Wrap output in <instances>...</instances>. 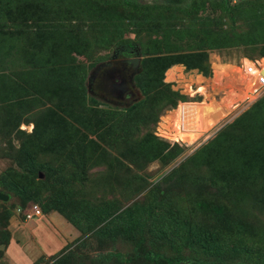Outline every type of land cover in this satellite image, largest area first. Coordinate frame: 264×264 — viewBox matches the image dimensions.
<instances>
[{
  "label": "rangeland",
  "instance_id": "1",
  "mask_svg": "<svg viewBox=\"0 0 264 264\" xmlns=\"http://www.w3.org/2000/svg\"><path fill=\"white\" fill-rule=\"evenodd\" d=\"M99 1L104 2L100 5V14L95 17L96 14L92 13L90 19L89 10L93 9L90 3H96V0H0V175L10 169L22 171L17 152L24 138L19 137V129L31 134L36 121L43 120L45 140L50 141L54 138V131L66 120L70 132L80 128L88 138L102 136L99 141L104 150L88 153L93 158L90 165L99 167L89 171V182L81 187L85 189L84 197L96 202L118 200L126 207L135 200L147 199L150 188L179 169L181 163L264 94L249 96V78L240 67L242 63L245 66L249 64L247 59L258 58V50L252 45L209 50L212 75L206 80L197 69L187 70L183 64H174V80L167 77V70L164 81L170 83L172 90L188 95L192 104L179 101L177 106H173L160 98L157 91L148 95L142 90L140 78L145 74L148 57L151 56L144 50L150 48L153 39L160 38L168 29L211 27L219 31L231 28L232 22L216 6L221 0H142L159 5L160 9L140 15L121 10L116 0ZM230 2L237 20L234 24L236 31L264 28V0ZM183 6L191 7L192 14L187 15L178 9ZM144 19L152 24L157 22L160 27L156 28L155 24L151 29L139 26L138 21ZM171 35L185 50L189 43L197 42L187 35L178 37L174 32ZM136 57L140 62L133 68L127 60ZM179 67H183L182 72ZM191 83L202 85L201 94L190 95ZM146 98L151 107L145 106L142 117L148 121L140 126L141 130H136V121L128 118L127 112L135 115L136 107ZM105 109L119 112L122 120L105 116L102 112ZM98 119H103L100 122L105 124L104 128L91 129ZM87 121L93 123L90 128ZM164 126H169L185 139L194 140L183 143L167 138L161 132ZM130 128L129 142L122 141L124 131ZM247 131L264 138L262 127L252 125ZM151 133L171 144L178 143L184 151L175 158L168 154L147 161L129 153L131 142H138ZM118 135L120 137L117 138ZM82 153L83 150L78 151V159L82 158ZM40 159L50 162L53 169L60 166L52 175L59 172L62 176L71 172V161L61 152L42 154ZM44 176L43 172L38 174L39 179ZM211 178L212 172L206 165L200 164L197 168L187 166L185 171L180 169L178 181H172L170 185L174 187L175 196L181 199L177 203L181 210L187 215L195 213L197 219L207 223H214V217L208 218L194 210V199L198 197L196 189H202L203 195L216 197L218 202L233 211V215L247 220L253 228L249 229L246 237L256 244L259 240L263 245L264 241L256 234L257 229L264 231L263 189L255 186L226 189L225 186L210 184ZM42 192L47 194L48 191ZM2 193L8 198L0 197V264H165L147 261L142 256L134 258L133 245L119 237L102 238L88 233L80 234L82 238L78 242L72 238L65 243L63 233L57 232L60 230L57 224L55 231L52 223L47 224L43 213L26 220L14 210L19 197L0 184ZM8 209L12 215L7 223L5 214ZM49 227L58 238L49 236ZM61 229L65 230V227ZM8 231L11 232V241L6 245ZM53 240H58L60 245L49 244ZM43 241L49 245L48 250L42 248ZM164 244L162 250L168 254L182 257L192 254L191 249L179 243ZM146 249L149 250L148 246L141 248L143 252ZM116 251L133 260L121 262L113 258L100 262V256ZM227 257L231 263L240 259L236 253ZM182 262L189 264L190 260Z\"/></svg>",
  "mask_w": 264,
  "mask_h": 264
},
{
  "label": "trees",
  "instance_id": "2",
  "mask_svg": "<svg viewBox=\"0 0 264 264\" xmlns=\"http://www.w3.org/2000/svg\"><path fill=\"white\" fill-rule=\"evenodd\" d=\"M116 2L121 10L131 15L152 14L160 9L159 5L148 4L142 0H116ZM102 3L104 2L99 0H96V3H90L93 7L91 10H98H89L90 19L92 13L96 14L95 17L100 14L99 9ZM216 6L232 22L229 30L218 31L211 27L168 29L160 38L153 39L150 48L144 50L146 54H151L148 57L146 72L140 78L145 94L150 95L157 91L160 98L173 106H177L179 101H189L188 95L182 94L179 90H172L170 83L164 81L165 72L168 70L167 77L174 80V64H183L187 70L197 69L203 75L210 76L212 68L208 58L209 50L252 45L258 50L256 59H264V28L238 32L234 27L237 20L230 0H221L216 3ZM178 9L183 10L187 15L193 12L188 6ZM32 18H39V16ZM153 24L156 28L160 27L157 22ZM153 24L146 19L138 21L139 26L148 29L154 28ZM172 32L178 37L187 35L190 40H197V42L189 43V48L185 50L181 43L172 39ZM248 63H250L249 60ZM172 65L174 66L171 67ZM178 69L182 72L183 67ZM148 102V98L141 102L136 107L135 115L127 112L128 118H132L133 122L136 121V130H141L140 126L148 121L144 120L145 116L142 117ZM102 112L110 119L122 120L117 111L105 109ZM101 120L103 119H98L96 126L91 129H103L105 124H101ZM86 125L90 128L93 123L87 121ZM252 125L264 129V95L231 124L221 129L211 141L197 149L181 163L179 169L172 171L157 185L150 188L147 199L135 200L124 207L118 200L96 202L87 199L84 197L85 189H81L89 182V171L99 167L96 164L90 165L93 158L88 156V153L93 154L94 150H104L99 141L102 136H98V139L88 138L80 128H74L70 132L64 120L59 129L54 131V138L49 141L45 140L43 120H38L31 134H27L22 129L17 131L19 137L24 138L17 152L18 165L22 171L13 169L5 171L0 175V184L19 197L20 201L15 211L21 208L25 212L34 204L41 206L44 214L58 211L81 232V236L93 233L102 238L119 237L121 241L130 242L133 245L134 258L142 256L147 261H161L165 264H180L185 259L190 260L189 264H264V244L262 245V242L259 244V240L257 244L253 240H248L246 235L253 226L247 220L240 215H233V211L226 204H221L210 194L203 195V190L199 188L196 189L198 194L195 193L198 197L194 199V206H196L194 210L204 216L207 215L208 218L214 217L216 224L197 219L195 213L187 215L177 204L181 199L178 195L175 196L174 187L170 185L172 181H178L180 169L185 171L187 166L197 168V165L202 164L210 168L212 172L210 180L212 185L225 186L226 189H233L235 186H255L263 189L264 193V138L255 137L247 131ZM163 128L161 129L163 136L172 140L183 143L194 140L193 138L185 139L181 134L173 132L169 126ZM129 133H132L131 128L124 131L122 141L129 142ZM116 137L115 140H118ZM130 145L129 153L135 157H143L146 161L160 156L166 157L168 154L170 158H175L184 151L178 143L171 144L152 133L145 135L138 142H131ZM80 150H83L82 158L78 159L80 154L77 153ZM60 152L71 161V172L68 175L60 176L59 172L52 175L60 166H54L53 169L50 162L40 159L42 154ZM40 172L45 174L43 179L38 178ZM141 186L143 187V184ZM43 190H47V194H43ZM262 196L264 200V195ZM21 214L25 218L24 213L21 212ZM11 215L12 212L8 209L5 214L7 223L11 220ZM8 233L10 234L6 245H9L11 241V232L8 231ZM256 234L261 241H264V231L261 228L257 229ZM81 236L77 238V242L81 240ZM165 242L179 243L191 249L192 254L185 257L168 254L169 252L162 250ZM146 246L149 250L146 249L143 252L141 248ZM233 253L238 254L240 259L231 263L227 255H233ZM113 258L121 262L133 260L123 252L116 251L100 256V262L111 261Z\"/></svg>",
  "mask_w": 264,
  "mask_h": 264
},
{
  "label": "built area",
  "instance_id": "3",
  "mask_svg": "<svg viewBox=\"0 0 264 264\" xmlns=\"http://www.w3.org/2000/svg\"><path fill=\"white\" fill-rule=\"evenodd\" d=\"M250 63L245 66L244 63L240 67L244 68L248 78H249V87L250 93L249 96L252 97L256 95V97L264 94V59H247ZM194 83L190 84V95L197 96V94H201L202 85H197ZM196 86V87H195ZM196 94V95H194ZM253 98V97H252ZM184 103H192L184 101ZM18 212H22L25 215L26 220H30L35 216L42 214V209L38 204H34L31 208L23 212L21 208H18Z\"/></svg>",
  "mask_w": 264,
  "mask_h": 264
},
{
  "label": "crops",
  "instance_id": "4",
  "mask_svg": "<svg viewBox=\"0 0 264 264\" xmlns=\"http://www.w3.org/2000/svg\"><path fill=\"white\" fill-rule=\"evenodd\" d=\"M202 75V74H201ZM203 76V75H202ZM203 78L206 80V78H207V76H203ZM204 80V81H205ZM59 215H61L58 211H51L50 213H47V214H44L43 213V216H45V218H46V220H47V224L48 225H50L51 223L53 224V229L55 228V231H57V229H56V224H57V226H59V229L60 230H58L57 232H62L63 234V236L65 237H62V238H64V240H65V243H68V240H71L72 238H75V239H77L79 236H80V234H81V232L73 225V226H70L69 224H71L70 222H68L62 215V217H63V219H65V220H63L62 219V217H60ZM64 221H67V222H64ZM65 223H67V224H65ZM69 223V224H68ZM55 224V225H54ZM72 225V224H71ZM65 227V230L64 229H61V227ZM49 229H50V232L49 233H51L49 236H54V238H58L57 236V234L56 233H53V229L52 228H50L49 227ZM66 233H67V235H66ZM77 237V238H76ZM43 243V247L42 248H45L46 250H48L49 248H48V244L46 243V242H42ZM49 244H51L52 246H56V247H58L59 245H60V242H58V240H53V242L52 241H50V243ZM54 244V245H53ZM52 251V250H51ZM50 250H49V252H51Z\"/></svg>",
  "mask_w": 264,
  "mask_h": 264
},
{
  "label": "water",
  "instance_id": "5",
  "mask_svg": "<svg viewBox=\"0 0 264 264\" xmlns=\"http://www.w3.org/2000/svg\"><path fill=\"white\" fill-rule=\"evenodd\" d=\"M128 61L129 62H131L135 67H137L138 66V64H139V62H140V58H129L128 59ZM215 72H216V70H215ZM5 197L6 199L8 198V196L6 195V194H0V197L2 198V197ZM180 264H185V262H181Z\"/></svg>",
  "mask_w": 264,
  "mask_h": 264
},
{
  "label": "flooded vegetation",
  "instance_id": "6",
  "mask_svg": "<svg viewBox=\"0 0 264 264\" xmlns=\"http://www.w3.org/2000/svg\"><path fill=\"white\" fill-rule=\"evenodd\" d=\"M128 61V60H127ZM129 62V61H128ZM132 66H133V68H135V66L131 63V62H129Z\"/></svg>",
  "mask_w": 264,
  "mask_h": 264
},
{
  "label": "bare ground",
  "instance_id": "7",
  "mask_svg": "<svg viewBox=\"0 0 264 264\" xmlns=\"http://www.w3.org/2000/svg\"><path fill=\"white\" fill-rule=\"evenodd\" d=\"M233 107V106H232Z\"/></svg>",
  "mask_w": 264,
  "mask_h": 264
}]
</instances>
